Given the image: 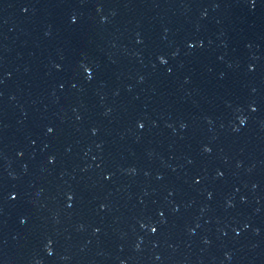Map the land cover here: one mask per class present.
<instances>
[{"label": "water", "instance_id": "water-1", "mask_svg": "<svg viewBox=\"0 0 264 264\" xmlns=\"http://www.w3.org/2000/svg\"><path fill=\"white\" fill-rule=\"evenodd\" d=\"M0 264H264V0H0Z\"/></svg>", "mask_w": 264, "mask_h": 264}]
</instances>
